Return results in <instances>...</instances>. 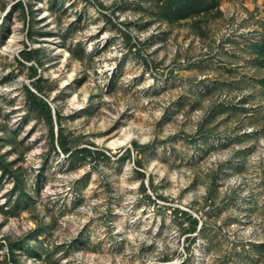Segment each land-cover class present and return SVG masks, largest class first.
Returning a JSON list of instances; mask_svg holds the SVG:
<instances>
[{"label": "rangeland", "instance_id": "obj_1", "mask_svg": "<svg viewBox=\"0 0 264 264\" xmlns=\"http://www.w3.org/2000/svg\"><path fill=\"white\" fill-rule=\"evenodd\" d=\"M164 1L0 0V264H264V0Z\"/></svg>", "mask_w": 264, "mask_h": 264}, {"label": "trees", "instance_id": "obj_2", "mask_svg": "<svg viewBox=\"0 0 264 264\" xmlns=\"http://www.w3.org/2000/svg\"><path fill=\"white\" fill-rule=\"evenodd\" d=\"M215 7L214 4L207 3L206 0H199L194 3H190L187 0H166L164 1L160 6V13L161 15L171 21H180L184 19H189L192 17H197L201 13L208 11ZM26 57L31 56V51L26 52ZM38 99V98H37ZM40 101V107H42L43 112L49 119H53V110L48 101L38 99ZM57 117L59 118L60 115L57 113ZM61 130V129H60ZM59 130V132H60ZM51 143L52 146H55V143L57 142L61 149H63L64 152H67L65 146V140L62 138L61 134L59 137H56L55 134L51 133ZM137 147V146H136ZM102 155L105 156V154L101 153L100 151H91L88 149H82V150H76L75 153H73V156L77 157L78 155H82V157H85L87 155ZM195 224L197 223L196 220L193 221Z\"/></svg>", "mask_w": 264, "mask_h": 264}]
</instances>
